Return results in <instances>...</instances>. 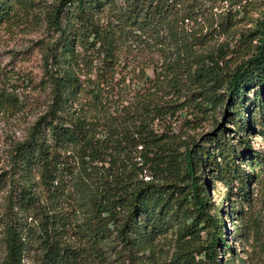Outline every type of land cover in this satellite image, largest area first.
I'll return each mask as SVG.
<instances>
[{"label":"trees","instance_id":"obj_1","mask_svg":"<svg viewBox=\"0 0 264 264\" xmlns=\"http://www.w3.org/2000/svg\"><path fill=\"white\" fill-rule=\"evenodd\" d=\"M14 1L0 0V21L10 18ZM109 1L64 0L80 28L62 26L61 7L48 12L60 31L59 46L50 47L44 59L50 103L15 144L9 171L0 173V190L7 187L0 264H86L111 255L119 264H218L220 252H231L222 218L210 211L207 183L195 169L209 166L227 198L234 183L239 200L247 197L252 176L245 177L235 162L223 131L209 138L215 144L209 151L176 140L166 122L183 105L201 113L225 98L228 122L245 129L254 124L264 137L260 94L253 98L258 116L241 118L246 88L258 84L264 90V12L250 30L256 41L248 56L234 61L232 50L218 47L195 53L192 70L184 60H164L171 74L168 90L158 94L146 86L145 68L155 67L153 53L163 46L164 33L178 39L184 52H193L201 39L187 32L184 21L202 6L196 0H122L113 21L94 22L89 10ZM77 46L89 67L95 60L96 76L86 91L96 111L104 109L101 118L88 119L79 100L84 83L74 65ZM121 56L126 73L116 77ZM240 143L244 153L250 151L244 139ZM254 154L264 171V154ZM169 230L179 244L168 260L158 261L151 244Z\"/></svg>","mask_w":264,"mask_h":264},{"label":"rangeland","instance_id":"obj_2","mask_svg":"<svg viewBox=\"0 0 264 264\" xmlns=\"http://www.w3.org/2000/svg\"><path fill=\"white\" fill-rule=\"evenodd\" d=\"M63 1L16 0L12 4L10 18L0 21V173L9 171L15 144L26 137L31 125L47 110L50 103L48 71L44 59L50 47L59 46L60 31L50 22L48 12L61 7L58 17L62 26L80 28L72 14V6L69 2L62 3ZM196 1L202 6L201 12L194 18L185 20L184 25L190 35L201 39V43L194 45L193 52H184L178 39L164 33L163 46L161 49L156 48L153 53L156 59L155 67L151 64L145 68V84L150 87V91L162 94L168 90L167 79L171 73L162 64L164 60H184V65H190L192 70L194 61L191 58L195 53L203 55L222 47L224 50H232L230 54H234L233 59L236 61L248 56L253 50L256 34L250 33V30L264 12V0H241L240 3L220 0ZM122 3V0H111L100 9L89 10V16L94 22L106 25L113 21L112 15ZM77 49L79 56L74 65L81 72L84 83L79 100L85 105L88 119L101 118L104 109L97 112L89 92L86 91L92 86L90 79L96 76L95 60L93 66L89 67L82 56L81 48L77 46ZM230 54L226 56L229 57ZM118 64L116 77L126 73L122 66V56ZM101 69H105L104 65ZM183 75L185 76V71ZM245 93V112L241 114V118L243 119L245 113L250 117H257L258 109H254L253 98L260 94L264 105V90H261V85L254 84L246 88ZM183 95H187L184 90ZM183 106V110L178 112L174 119H168L166 122V125L171 127L169 132L176 140L188 143L193 141L195 144L207 146L211 151L215 144L209 138L214 137L218 131H223L226 140L233 144L235 162L240 164L245 177L252 176L247 183V197L239 200L233 183L228 199L223 184L216 174L211 172L209 166H197L195 169L200 179L207 183V193L212 203L210 211H216L222 218L224 241L231 249L230 253L227 250H223L224 254L220 252L218 264H238V259H241L243 264H264V171L258 166L254 154H264V137L254 124L245 129L241 124L236 127L228 122L229 116L226 112L231 110L227 108L225 98L221 106L216 103L209 104L201 113L191 112L190 107ZM242 139L246 141L250 151L243 152V145L240 143ZM6 196L7 187L0 190V262L5 255L1 240V218ZM232 208L234 209L231 210ZM199 236L200 241L203 234L200 233ZM178 244L174 230L157 236L151 244L154 259L168 260ZM34 253L32 250L30 255ZM108 257L105 260L95 258L86 264H119L114 255Z\"/></svg>","mask_w":264,"mask_h":264}]
</instances>
